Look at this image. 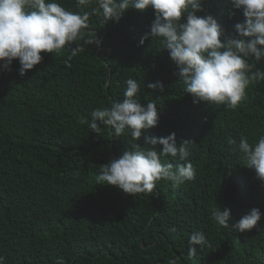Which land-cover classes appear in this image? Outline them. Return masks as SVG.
I'll return each mask as SVG.
<instances>
[{
    "label": "trees",
    "instance_id": "obj_1",
    "mask_svg": "<svg viewBox=\"0 0 264 264\" xmlns=\"http://www.w3.org/2000/svg\"><path fill=\"white\" fill-rule=\"evenodd\" d=\"M56 2L81 11L76 0ZM95 7L93 0L83 9L90 13L84 33H94L99 47L85 45L67 63L68 46L60 53L42 52L41 63L24 76L18 61L11 71L0 70V256L5 264H57L60 258L64 264H168L173 258L178 264H264V182L227 143L233 139L238 146L241 136L251 143L264 135V81L250 84L236 110L194 104L159 38L149 35L140 44L150 33L153 9L130 7L118 22H104ZM202 9L197 15H212L225 36L244 19L229 0H203ZM249 62L264 70V61ZM129 78L140 83L136 98L142 105H157L156 127L142 130L135 142L127 130L112 137L107 126L100 125L96 134L80 123L96 108L123 102ZM157 81L163 90L147 87ZM170 133L178 144L192 142L188 159L196 169L194 181L177 186L161 179L151 193L133 196L97 185L100 165L135 143L147 146L145 137ZM162 162L183 163L170 157ZM216 207L230 210L229 225L252 208L262 215L241 233L211 219ZM197 230L210 246H192V257L188 238Z\"/></svg>",
    "mask_w": 264,
    "mask_h": 264
},
{
    "label": "clouds",
    "instance_id": "obj_2",
    "mask_svg": "<svg viewBox=\"0 0 264 264\" xmlns=\"http://www.w3.org/2000/svg\"><path fill=\"white\" fill-rule=\"evenodd\" d=\"M93 0H76L81 11L65 9L56 0H0V70L11 71V65L18 61V73L24 76L41 63V53H60L68 46L67 61L85 51V45H96L100 41L91 32L87 37L90 13L83 9ZM93 11L104 18V22H118L131 7L143 11L153 9L154 19L150 33L141 38L140 44L150 35L159 38L161 49H166L170 59L177 66L179 80L185 85V93L191 94L193 103L206 102L209 105H224L236 110L246 99V89L253 82L264 81V70L250 63L264 61V0H229L233 9L241 10L242 22L233 26V34L225 36L212 15L199 16L203 0H94ZM83 41V43H79ZM75 44V47L71 45ZM70 66V64H69ZM255 68V71L253 69ZM123 102L114 101L110 107L96 108L90 113V120L81 118L80 123L98 134L100 125L107 126L112 137L127 132L136 142L142 130L156 127L159 121L157 105L148 101L142 105L136 98L141 90L136 79L125 81ZM149 89L163 90L157 81L148 83ZM177 143L175 133L166 137H145L147 146L137 143L126 149L119 158H111L99 166L95 179L97 185L114 186L128 195L151 193L158 181L168 180L175 185L196 179V169L189 161L188 144ZM227 143L232 151L243 154L245 166L253 169L255 176L264 182V135L255 141L241 136L239 144L233 139ZM156 145L162 149L157 150ZM162 157L183 163L173 167L163 163ZM258 208H252L237 222L229 225L230 210L219 207L212 209L211 219L219 226L233 231L251 230L261 219ZM169 231L175 232L172 227ZM188 255L194 256L200 249L210 246L205 233L197 230L189 235ZM0 264L5 257L0 256ZM57 264H64L62 258ZM168 264H178L177 259Z\"/></svg>",
    "mask_w": 264,
    "mask_h": 264
},
{
    "label": "water",
    "instance_id": "obj_3",
    "mask_svg": "<svg viewBox=\"0 0 264 264\" xmlns=\"http://www.w3.org/2000/svg\"><path fill=\"white\" fill-rule=\"evenodd\" d=\"M108 82H109V79H108V81H107L106 85L108 84Z\"/></svg>",
    "mask_w": 264,
    "mask_h": 264
}]
</instances>
